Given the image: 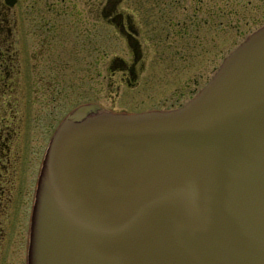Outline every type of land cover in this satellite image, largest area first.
Returning a JSON list of instances; mask_svg holds the SVG:
<instances>
[{
  "label": "water",
  "instance_id": "obj_1",
  "mask_svg": "<svg viewBox=\"0 0 264 264\" xmlns=\"http://www.w3.org/2000/svg\"><path fill=\"white\" fill-rule=\"evenodd\" d=\"M29 264H264V26L180 109L66 118Z\"/></svg>",
  "mask_w": 264,
  "mask_h": 264
},
{
  "label": "rangeland",
  "instance_id": "obj_2",
  "mask_svg": "<svg viewBox=\"0 0 264 264\" xmlns=\"http://www.w3.org/2000/svg\"><path fill=\"white\" fill-rule=\"evenodd\" d=\"M18 1L9 12V18L12 20L13 31L17 26H21L29 32L25 42L19 45L20 48H24L14 47L15 51L22 50L20 58L15 61L16 65L19 64L22 68V75L0 76V148L2 150L0 157L5 160L8 155L3 144L9 146L13 144L9 154L11 160L15 158L14 148H20L19 156L13 163L17 169L19 167L15 185L16 206L21 202L22 181L32 183L37 180V171L48 147L50 135L70 110L88 104H94L111 114L176 109L196 95L212 78L223 59L249 33L264 24V0H216V14L225 10L226 16L216 18L215 32L190 34L198 35V39L202 38L200 43L204 44L199 51L209 45L212 53L211 56L207 55L210 57L209 60L199 61L198 70H195V66L191 68L192 65L182 62L180 58L165 61L168 43L176 42V34L172 36L173 33L144 29L139 35L144 66L138 71V76H121L119 71L116 72L112 61L116 57L129 61L131 51L122 34L106 21L107 18L104 19L101 28H96L99 22L96 21L94 11L101 0H40L37 7L46 8V5H50L51 8L69 10L72 15V25H77L78 20H81L78 24L84 23L88 15L89 35H93L87 51L89 53L93 50L94 55L92 58L88 57L84 66L87 74L80 72V66L71 59L68 61V70L64 75L51 76L46 66L45 68L42 66V71L36 70L34 60L35 46L31 33L33 17L27 12V8L38 0ZM102 2L105 9H112L113 0H102ZM120 8L136 14L139 19L141 12L152 7L151 0H124ZM87 12L88 14L84 15ZM82 15L85 17H81ZM99 30L102 34L100 47L102 60L96 64L95 35L99 34ZM160 59H164V62ZM186 68L191 69L187 71ZM114 71L117 74H114ZM98 72L101 74L99 75ZM36 73L37 75L34 76ZM10 140H13V143ZM23 159H25L24 163L21 162ZM0 169L3 173L2 168ZM31 187L24 195L22 223L17 224L21 232L24 230L21 238L25 241L26 215L30 209L32 196Z\"/></svg>",
  "mask_w": 264,
  "mask_h": 264
},
{
  "label": "flooded vegetation",
  "instance_id": "obj_3",
  "mask_svg": "<svg viewBox=\"0 0 264 264\" xmlns=\"http://www.w3.org/2000/svg\"><path fill=\"white\" fill-rule=\"evenodd\" d=\"M39 1L32 2L31 6L27 8V12L33 17L31 33L34 38L36 70L41 69L42 71V66H46L48 74L51 76H54L53 74L64 75L68 70V61L73 59L80 66L79 71L87 74V69H84V66L87 64L88 57L92 58L94 55L93 50H90L89 53L87 51L88 43L91 44L93 37V35H89L88 15H86L88 12L84 14L86 17L81 16L85 17L84 23L78 24L81 23V20H78L77 25H72V15L69 10L51 8L50 5H46V8L37 7ZM123 2L124 0H113L112 9L109 10L104 9L101 0L99 3L97 2L94 11L97 17L96 21L99 22V26L96 28H101L104 19L107 18L106 21L122 34L128 49L131 51L129 61L122 58L115 59L117 61L116 72L119 71L121 76H138V71H141L144 66L143 48L139 37L144 29L173 33L172 36L176 34V42L168 43L169 46L164 57L166 62L180 58L182 62L192 65L191 68L195 66V70H198L199 61L210 59L207 56L212 54L209 45L199 51L204 44L203 42L200 43L202 38L198 39V35L191 36L190 34L215 32L216 18L226 16L225 10H221L216 14V0H151L152 8L141 12L139 19L136 14L128 13L120 8ZM9 12V8H6L3 4L0 10V76H21L22 68L19 67V64L16 65L15 61L20 58L22 50L15 51L14 47H19L20 44L24 43L25 38L29 36V32L22 29L21 26H17L16 30L13 31ZM95 40V62L98 64L97 62L102 60V51L100 50L102 34L100 30L99 34L95 35ZM164 59L160 60L164 62ZM191 68L186 69L190 71ZM116 72L114 71V74H117ZM98 74L100 75L101 72H98ZM36 75L37 73L34 74V76ZM10 142L13 143V140H10ZM24 144L23 147L26 148ZM3 145L8 155L5 160L0 157V168L3 170L2 173L0 169V264H21L22 261V264H26L29 224L36 180L32 183L22 181L21 202L16 206L15 185L19 167L17 169L13 163L19 156L20 148H14L15 153H13V156L15 158L11 160L9 154L13 144L10 146ZM0 152H2L1 148ZM22 155L24 156L23 153ZM24 160H21V162L24 163ZM23 186H25L24 189ZM29 187L32 188V196L30 209L26 215L25 241L21 238V233L24 230L21 232L17 224L22 223L24 195Z\"/></svg>",
  "mask_w": 264,
  "mask_h": 264
},
{
  "label": "trees",
  "instance_id": "obj_4",
  "mask_svg": "<svg viewBox=\"0 0 264 264\" xmlns=\"http://www.w3.org/2000/svg\"><path fill=\"white\" fill-rule=\"evenodd\" d=\"M2 7H3L2 0H0V9H2ZM0 19H1V17H0ZM0 74H1V71H0Z\"/></svg>",
  "mask_w": 264,
  "mask_h": 264
}]
</instances>
